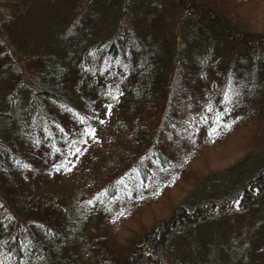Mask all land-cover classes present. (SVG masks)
Masks as SVG:
<instances>
[{"label":"trees","instance_id":"obj_1","mask_svg":"<svg viewBox=\"0 0 264 264\" xmlns=\"http://www.w3.org/2000/svg\"><path fill=\"white\" fill-rule=\"evenodd\" d=\"M13 1L11 13L0 18V27L11 36L10 44L0 40V264H229L212 258L214 246L238 247L236 243L245 239L238 252L245 254L252 247L248 259L253 253L262 255L254 230L264 227V205L259 207L264 203V166L241 186L230 185L209 199L184 198L173 204L167 217L154 218L126 243L108 237L111 228L92 234L91 240L82 232L92 206L100 203L93 210L96 215L111 205L122 184L129 185L133 165L140 166L142 180L150 173L144 165L148 159L168 173L166 182H153L145 198V203L158 204L186 180L188 165L204 148L249 125L264 131V90L249 89L241 81L264 68V38L242 31L236 32L238 38L229 36V30L218 26L220 15L202 19L194 4L183 9L176 0H126L121 8L138 26L109 35L104 32L108 27H101V21L94 25L92 17L81 26L82 15L71 28L63 26L64 43L36 42L29 47L34 53H27L30 41L18 38L19 24L32 5ZM55 8L52 21L64 22L80 7L77 0H58ZM132 8L140 11L133 14ZM14 46L24 49L19 52L25 65L19 66L15 58L21 55ZM224 103L230 109L233 103L248 106L245 122L228 124V134L215 131L200 142L198 130L208 120L223 117ZM101 109L117 111L111 114L104 146L93 144V136L86 134L101 130ZM169 147L178 158L166 156ZM73 153L84 159L82 169L78 165L82 172L66 168ZM94 170L108 172L92 179ZM73 174L75 185H62ZM206 177L192 183L199 185ZM91 185H98L92 193ZM69 188H74L72 197L64 192ZM97 190L103 193L100 197ZM136 205L124 219L138 212ZM257 207L254 227L240 229H247L249 238H238L232 231L233 237L222 234L223 240L217 239L210 249L209 238L201 233L192 239L202 226L247 216ZM110 210L111 222L122 216ZM84 245L90 250L87 261Z\"/></svg>","mask_w":264,"mask_h":264},{"label":"rangeland","instance_id":"obj_2","mask_svg":"<svg viewBox=\"0 0 264 264\" xmlns=\"http://www.w3.org/2000/svg\"><path fill=\"white\" fill-rule=\"evenodd\" d=\"M26 1L31 3L32 11L28 12L27 15L21 20L19 24L18 38L22 40L24 37L26 42L30 41V45L26 46L25 48L27 53H34V51L29 47L36 44V42L42 41L53 44L64 43L67 38L63 32V26L66 28H71L70 25H72L78 19V17L82 15L83 19L80 18L81 26H85V24H87V17H92L91 22L94 25L100 26L101 21V27H108L104 30V32L109 35H111L112 32L116 34L122 30L134 28L135 25L138 26L136 21L131 22V20L128 19L127 13L124 14L125 12L121 8L122 4H124V1L126 0H77V5H79L80 8L75 14H68L64 22L60 19H57V21H52V19L56 17L55 7H57L58 0H52V2L48 0L46 2H44V0ZM176 1L180 3V6L182 5L183 9L192 8L191 5L194 4L196 6V11L198 10L199 14H203L199 15L202 19L211 17L212 15L215 16L214 13H217L220 15V18L215 17L218 19V26H222L225 28V30H229V36L233 35L238 38L236 32L242 31L243 34L247 32L248 35H253L252 38L256 37L255 39L264 38V0H257V2L255 0H203L200 2V4H198L197 0ZM258 1L260 2L258 3ZM13 3V0H0V18L7 17L11 13ZM93 5H97L99 9L94 11ZM132 10L134 11L133 14L140 11L138 8H132ZM73 15H75V17ZM228 24L231 28L225 26ZM145 26L146 25L144 23L143 28H145ZM83 29L85 28H82V32ZM0 30L2 31L0 32V40L10 44L11 36L8 33V30H4L3 27H0ZM225 30L223 29V31ZM232 30H234V32H232ZM77 36L78 32L76 33V37ZM20 50L24 49H16V53L21 56H16L15 58L16 60H19V66L25 65V57H23L24 53L19 52ZM230 75L234 74L230 73ZM25 77L29 78L30 75L26 73ZM241 81H243L242 83H245L249 89L258 90L259 88H262L264 90L263 65L257 76H247L246 79L241 78ZM224 107L226 110H224V114L221 119H219L217 122L208 120V122L205 123L204 128L198 130L200 142L211 135L213 133V129L219 133L228 134L230 132L228 124L242 123L248 116L247 112L249 107L244 103L242 106H240V104L237 105L233 103L231 109L227 103H224ZM250 108H253V106H250ZM115 113H117V111L112 109H101V130H95L93 140L90 142H93V144L99 142L102 144V146L105 145L106 131L108 126L111 125L113 121V116L111 114ZM242 115H244V117ZM193 123L194 121H190V126ZM262 126L263 123H260L259 127ZM263 132L264 131L260 129L257 130L256 126L249 125L242 129L241 132H234L233 134L230 132L222 142H218L212 146L204 148L203 151L199 152L188 165V176L186 177V180H182L174 188L168 190L165 193L164 198L161 197V199L158 201V204H156V202L145 203V198L151 194L153 190V182H166L168 179V173H163V171L159 167L157 168L156 165L151 166L148 159L144 161V165L150 173L147 176H144L146 180H142L139 179L140 166L133 165L131 168H129V171L132 175L128 176L127 179L129 185H121L119 193L116 194L114 198H111L112 200L109 202L111 205H109L108 208H103L98 213L96 211V215H94L93 210L98 208L100 203L98 202L96 205L92 206L91 210L89 211L91 213L88 214L86 223L83 226V235H85L87 240H91L92 234H105V232H108L111 228L107 236L113 238V240L115 239V242L123 244L126 243L130 238H133L138 232L141 231L142 228L150 226L154 218L167 217L169 215L168 209L171 206H174L173 204L177 205V203L184 198L186 200L188 199V201L209 199L214 195L223 192L225 188H229L230 185L237 183L241 186L242 183L250 177L253 171L264 166ZM261 134L263 136L260 138ZM91 146L92 144L88 143V148ZM173 151L177 152L175 150ZM165 152L166 156L170 159L178 158L171 155V147L167 148ZM82 164L84 165V159L82 156H80V154H78L75 155L72 161L66 165V168L67 170L73 168L76 170V172H82ZM78 165H81V169H78ZM190 170L193 171L190 172ZM104 172L106 173L108 171ZM104 172L94 170V172H91V176H93L91 178L96 179L94 178L95 176L102 177V173L105 175ZM74 176L75 174L71 175V177H68L65 180H62V182L58 180V182H61L62 185H75ZM204 176L207 177L202 179L200 182L201 184L194 186L192 183L194 178H200ZM46 185L47 188H49V184L47 183ZM94 186L97 188L98 185H93V187L92 185L90 186L91 193L92 190L95 189ZM102 188H105V186H102L99 189ZM69 189L71 190L65 189L64 192L67 197H72L74 194V188ZM99 191L100 190H97V193ZM99 194L103 193L99 192L97 197ZM93 197L94 196L91 198ZM100 201H102V199ZM167 202H169L168 205ZM134 204H137L136 208H138V212L134 214L132 218L130 217L124 219L126 214L130 211V206ZM263 205L264 203L260 204L259 207L263 208ZM259 207L252 210L247 216L242 214L237 218L228 219L222 223H212L202 226L195 230L192 239L196 240V237L199 236L200 233L201 237L204 239H206V237L209 238L207 244L209 248H204L203 240L201 242V249L202 251H205L206 248H213V246L218 243L217 241L219 239H221L219 241L221 242L223 240L222 234H226L227 237L228 234L231 233L230 236L233 237L232 231L236 233L238 238L245 236L249 238L250 232L245 228L242 231H240V229L245 226L254 227L255 223L257 222L254 218V214L259 209ZM110 209L114 210L116 216L118 214L122 215L119 218H114L113 222L115 224H112L113 222L109 220L111 214ZM111 225H114V227H110ZM222 229H225V231L221 233ZM254 232H256V236L258 234L257 239L259 240V242L255 245H257V248H264V227L259 230H254ZM245 241L246 239L243 241H238L236 243L240 244L238 247L232 245L233 243H228L226 245L219 244L214 246L212 250V258L216 262L225 260L229 264H232L233 261L238 264H252L251 259L255 260L256 264H258V260L259 264H264L263 252L260 256L258 255L259 253H257L258 256H256V253H253L254 255H250L249 259L248 254L246 253L250 252L252 247L247 248L245 254H243V252H238L242 250ZM184 251L188 252V249H185ZM256 252H258L257 249ZM83 256V259L87 261L90 256L88 245H84Z\"/></svg>","mask_w":264,"mask_h":264},{"label":"snow or ice","instance_id":"obj_3","mask_svg":"<svg viewBox=\"0 0 264 264\" xmlns=\"http://www.w3.org/2000/svg\"><path fill=\"white\" fill-rule=\"evenodd\" d=\"M225 100L226 101L228 100L227 95L225 96ZM218 119H219V117H218ZM94 132H95V130L93 129L91 132H86V134L94 136ZM213 133H215V129H213ZM79 151H80V149L77 148L76 153H78ZM76 153H73V155H75ZM68 170L70 171L71 169H68Z\"/></svg>","mask_w":264,"mask_h":264}]
</instances>
